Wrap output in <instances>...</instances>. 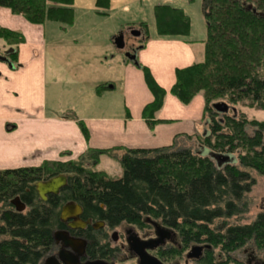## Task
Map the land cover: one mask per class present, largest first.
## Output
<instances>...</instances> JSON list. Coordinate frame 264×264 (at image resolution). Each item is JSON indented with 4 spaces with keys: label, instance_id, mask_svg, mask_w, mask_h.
<instances>
[{
    "label": "trees",
    "instance_id": "obj_1",
    "mask_svg": "<svg viewBox=\"0 0 264 264\" xmlns=\"http://www.w3.org/2000/svg\"><path fill=\"white\" fill-rule=\"evenodd\" d=\"M73 4L74 0H0V8L40 25L55 21L72 26ZM95 5L109 9L111 0H96ZM202 12L207 26L204 59L177 70L171 92L184 104L198 94L204 96L209 129L203 136L185 138L197 139L217 155H237L236 163L218 166L211 156L177 148L175 141L151 149H88L77 160L0 170V264H43L54 248L53 233L67 202L80 204L87 218L104 221L110 228L147 217L159 220L185 243L206 241L229 251L252 238L264 241L263 215L251 225L214 226L243 210V196L255 185L249 170L264 175V121L220 114L213 107L221 99L232 105L249 102L264 107V0H202ZM154 18L160 37L190 34V17L181 8L158 5ZM14 36L17 41L7 40ZM0 38L12 47L24 42L22 34L2 27ZM9 57L17 65V53ZM144 71L154 101L143 116L153 126L166 91ZM77 121L88 137L83 121ZM102 155L117 159L122 177L112 178L97 167ZM60 174L69 176L67 186L42 201L35 184ZM17 198L24 211L17 210ZM96 247L94 243L92 249Z\"/></svg>",
    "mask_w": 264,
    "mask_h": 264
},
{
    "label": "crops",
    "instance_id": "obj_2",
    "mask_svg": "<svg viewBox=\"0 0 264 264\" xmlns=\"http://www.w3.org/2000/svg\"><path fill=\"white\" fill-rule=\"evenodd\" d=\"M88 1L78 12L74 0L72 26L54 21L32 24L0 8V27L24 37L17 47L0 44L2 50L17 53L13 68L0 60V170L77 160L88 149L165 147L185 136L207 133L204 96L198 94L184 104L171 92L176 71L204 59L205 19L204 33L195 32L181 7L190 17V34L166 38L158 36L156 28L149 30V40L136 51L135 65L126 52L122 58L109 55L119 34L110 39L115 33L105 36L103 25L111 17L114 0L108 12L97 8L96 0ZM145 69L166 91L153 126L143 116L154 101ZM77 120L85 124L88 137Z\"/></svg>",
    "mask_w": 264,
    "mask_h": 264
},
{
    "label": "rangeland",
    "instance_id": "obj_3",
    "mask_svg": "<svg viewBox=\"0 0 264 264\" xmlns=\"http://www.w3.org/2000/svg\"><path fill=\"white\" fill-rule=\"evenodd\" d=\"M75 9L78 12H81L86 9L89 4L88 0H75ZM158 4L169 5L177 8H184L186 13L191 17L193 22L195 32L204 33V17L202 12V0H114L113 2V10L111 13L110 19L107 21L105 25H103L104 35L108 37L109 33L114 31V36H110L114 38L118 34H123L125 39V49L118 51L115 49V46L112 45L111 51H109V55H115L119 57H123L122 54L128 52L132 47H138L139 44L143 43L147 35H149V30H153L156 28L155 18L153 19V7ZM128 7L129 11H124V7ZM68 7V6H67ZM73 7V5H72ZM111 8H101V10L108 12ZM61 14V13H60ZM66 14V13H65ZM50 22V21H47ZM46 22V23H47ZM55 22V21H54ZM81 22V21H80ZM60 23V22H59ZM63 25V24H62ZM4 29V28H2ZM140 31L139 36H134L131 31ZM116 31L117 34H116ZM206 33V32H205ZM112 35V34H111ZM18 37L14 36L13 39L8 38L7 40L10 42L17 41ZM6 42L4 39L0 38V44ZM0 53H4V50L0 48ZM126 58L124 57V60ZM127 60V59H126ZM129 62V60L127 61ZM50 78H54L53 75H49ZM217 103H226L229 106L228 113H220L227 114L229 116L234 115H243L248 120H257L264 121V107L257 106L255 104L249 102H243L236 105H232L226 99H221L216 101ZM208 117V115H207ZM209 120L205 119V129H209ZM208 126V127H207ZM177 148H187L191 149L194 153H198L201 155H209L211 156L217 163L218 166H222L227 163L236 162V156L229 154H222L219 158H214L211 155V151L204 148L197 139H181L180 142L176 146ZM214 154V153H212ZM217 155V154H216ZM119 156V155H118ZM86 163L90 162L89 160H85ZM97 167L101 170L106 171V173L112 178H120L123 175V169L118 163L117 159L112 157L111 155H102L99 157V164ZM251 176L255 179V185L251 188V191L246 193L242 199V205L244 206L241 213L237 216H234L227 220H218L215 223V227L219 228L221 225L226 224L227 226H245L253 224L260 215L264 216V175H260L258 172L254 170H249ZM153 219V218H152ZM155 220V219H154ZM159 221V220H158ZM160 222V221H159ZM144 219L137 223L136 225H132V228L136 231H143ZM126 223H123L118 227L116 233L123 229ZM148 228V227H146ZM216 229V228H215ZM119 230V231H118ZM113 234L111 231L109 235ZM183 239V238H182ZM195 243H184L182 251V257H185L184 254L191 248ZM248 247L256 249L261 255L264 254V241L257 240L252 238L246 241L241 247L235 249L232 252V256L236 259L245 261L247 259V254L244 252ZM188 249V250H187ZM218 253L222 251V246L217 247ZM118 264H134V262L128 263H118Z\"/></svg>",
    "mask_w": 264,
    "mask_h": 264
},
{
    "label": "flooded vegetation",
    "instance_id": "obj_4",
    "mask_svg": "<svg viewBox=\"0 0 264 264\" xmlns=\"http://www.w3.org/2000/svg\"><path fill=\"white\" fill-rule=\"evenodd\" d=\"M133 31H131V33ZM138 48L139 46L132 47L130 52L135 53ZM14 52L15 51L11 48L8 52L4 51V53H0V57H5L8 62L12 63L9 56ZM50 196L53 195H49L48 198ZM68 203L71 202H67L61 206L58 217L59 225L54 230L53 237L58 231L67 232L71 239L77 241L81 240L85 243L84 252L82 253L81 248L79 247L80 245L83 247L82 244H77L76 250H73L72 248H65V240L62 236H59V242L56 243L54 239V248L44 259L43 264L49 257L55 258L59 264H74L73 258L77 255H79V264H89L98 261L106 264L128 262H134V264H151L152 262L150 258L144 259L140 256V249L142 246H149L148 248H145L146 254L151 257V259H156V262L159 264H264V254L261 255L256 249L251 247L244 250L247 254V259L245 261H241L232 256V252L235 251V249L226 251L222 248V251L218 253V246L210 244L206 241L195 242L189 250L187 249L188 251L184 254L185 257H182V251L183 248H185L182 236L177 231L164 226L161 221L159 222L158 220H154L150 217L144 219L143 224L146 225H143L142 227L144 232H136L132 228V225H136L137 223H126L122 231L118 230L119 233H116L115 231H117L118 227L122 224L117 227L110 228L104 221L87 218L84 214L83 207L76 203L82 207V212L78 219L69 218L67 220H62V209ZM149 219L156 221L161 226L172 230L174 233H170L163 239L157 237L155 229L149 222ZM82 222L86 224L84 225ZM110 231L113 234L109 235ZM94 243L97 244V247L92 249V245ZM63 260L66 263H64ZM54 264L56 263L54 262Z\"/></svg>",
    "mask_w": 264,
    "mask_h": 264
},
{
    "label": "water",
    "instance_id": "obj_5",
    "mask_svg": "<svg viewBox=\"0 0 264 264\" xmlns=\"http://www.w3.org/2000/svg\"><path fill=\"white\" fill-rule=\"evenodd\" d=\"M132 34L134 36H139L140 35V31H136L135 30V31L132 32ZM114 45L116 46V48L118 50H124L125 49V39H124V35L122 33L114 38ZM125 56H126L127 59H129L130 61L134 62L135 65H138V62H137V59H136V52L135 53L126 52ZM0 60L8 62L7 58H5V57H0ZM8 64H9V66L11 68L14 67V65L12 63L8 62ZM213 107L218 113H228V111H229V106L226 103H217V104H214ZM211 155L214 158L221 157L220 155H216V154H212V153H211ZM231 163H233V162H231ZM234 163H236V162H234ZM68 180H69V176L68 175L60 174V175L54 176V177H52V178H50L48 180L37 182L35 184V188H36V191L38 193V196L40 197V199L42 201L46 202L48 200V196L49 195H58L60 193V191L64 187L67 186ZM14 204L16 205L17 210L20 211V212L24 211L25 208H26L25 205L22 204L18 198L14 200ZM81 212H82V207L80 205H78V204H76L74 202L68 203L62 209L61 219L62 220H67L69 218H75L77 220L79 215L81 214ZM149 222L153 225L157 237H160L161 239H163L164 237L168 236L170 233H174L172 230L161 226L156 221H153V220L149 219ZM82 223L84 225L86 224L84 222H82ZM100 224H103V223H100ZM59 236H62V238H64V240H65L64 241V247L65 248H72L73 250H76L77 244H82L83 247L81 245L80 246L78 245V246L81 248V252L82 253L84 252L85 243L83 241H81V240H78V241L77 240H73V239H71L69 237L67 232L58 231V232H56L54 234V239H55L56 243L59 242V240H58ZM146 247L147 246H142L141 247L140 256L142 258H144V259L150 258V260L152 262L151 264H159L158 262H156V259H151V257H149L146 254V249H145ZM78 258H79V255H77V256H75L73 258L74 264H79L78 263ZM54 262L56 264H59L58 261L55 260V258L49 257V258H47L45 260L44 264H54ZM63 262L66 263L64 260H63ZM89 264H106V263L98 261V262H92V263H89Z\"/></svg>",
    "mask_w": 264,
    "mask_h": 264
}]
</instances>
